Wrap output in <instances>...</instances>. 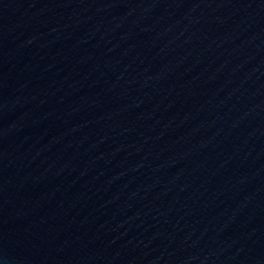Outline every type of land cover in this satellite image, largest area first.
<instances>
[{"label":"water","instance_id":"1","mask_svg":"<svg viewBox=\"0 0 264 264\" xmlns=\"http://www.w3.org/2000/svg\"><path fill=\"white\" fill-rule=\"evenodd\" d=\"M0 264H264V0H0Z\"/></svg>","mask_w":264,"mask_h":264}]
</instances>
